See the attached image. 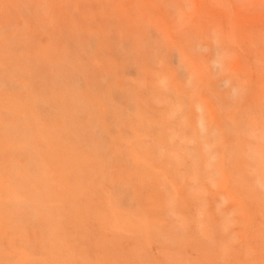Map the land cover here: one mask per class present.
I'll return each instance as SVG.
<instances>
[{
    "label": "bare ground",
    "instance_id": "6f19581e",
    "mask_svg": "<svg viewBox=\"0 0 264 264\" xmlns=\"http://www.w3.org/2000/svg\"><path fill=\"white\" fill-rule=\"evenodd\" d=\"M212 1L214 0H210V2ZM187 5L188 0H0V50L14 47L13 43H15L17 49L15 56H8V63L0 56V151L2 155L0 156V176L8 173V177L15 179L14 185L23 187L29 185L33 189L36 198L39 195L45 196L48 202V204H45L46 209L51 213L49 214L50 217H53L56 222L53 229L58 240H60L58 235H65L66 230L69 232L68 228L71 224L73 228L74 226L78 227L80 235L88 236L90 244L94 247L92 255L89 256L91 264H153V262L160 264L156 261V258L151 256L152 251L149 248L151 245L144 249L139 248L141 242L139 236L152 234L154 240L158 239L157 237L165 232V227L157 219L162 213L172 214L170 211L171 204H176V201L180 200V196L176 198L175 194L179 191L175 193L178 187L173 182L174 179L170 180L169 187H167L162 182L164 179L159 180L157 177L165 173L164 165L161 164L159 170L151 162L155 160V156H163V153L164 156L168 155L164 158L165 163L168 161L181 164L182 161H189L194 165L197 160L206 166L211 162L209 152H206V155H203L200 151L172 154L171 150H163L164 145H171L180 139V136L177 135V128L182 129L185 125V119L179 115L176 118L175 112L178 111V107L174 104L165 109L163 103H160L163 107H159L153 112L151 108L146 107L142 97V90L147 88L148 85L147 81L155 82L158 78V53L162 49L163 42H165V34L170 31L174 33L173 36L176 41L185 42V44L182 43L184 50L180 51L183 55H179V50H177L176 55L179 62L178 68L183 73L186 71L184 74L185 79L190 78L192 76L191 72H194L195 75L193 76H196L198 81L206 78V81L210 84L213 82L215 70L218 69L221 75L220 81L227 85L223 90L224 96L230 98L233 95L231 92L234 89V84L232 79L230 80L232 74L228 71L226 74V70L224 71L222 65L220 66L222 64L221 60L214 58L213 55H208V57L201 53L197 55L192 44L195 36L193 37L191 27H199L205 33H212L213 35L222 34L224 30L216 23L209 22L205 13L203 16L206 17V21L201 23L203 18L200 9H198V13L194 11L191 16L186 15L185 7ZM63 9L68 12L70 21L69 17L65 19L63 13H61ZM212 10L215 13L214 8ZM30 13L34 16L33 19L29 18ZM261 16L258 23L261 24L259 26L263 30L264 14ZM164 17L169 18L168 21H164ZM223 17L226 18V16ZM161 18L162 20L158 22ZM189 18H192V21L187 22ZM75 19L77 22L79 21L76 28L79 29L75 30V38L72 35L68 36L72 41L76 40L78 42V51L68 49L65 44L55 48L53 39L62 34V24L67 23L65 25H68ZM28 22H30V26ZM157 23L161 25L160 30L157 28ZM27 26L31 28L33 41H37L36 52L39 60L46 61L48 66L51 64L58 71L57 78L59 81L56 84L59 85L60 89L45 88V92L41 96L32 94L34 93L32 88L27 89L24 95L22 93L12 95L6 87L8 85L9 87H15L23 83V80L19 78L22 75L23 68L26 66L31 69L29 62L24 65L25 63L18 59V55L23 53V47L29 41V39L24 40V35L27 34L25 33ZM236 26L240 27L241 30H246L251 25L238 23ZM210 27L213 31H209ZM7 29L10 30L9 38L5 34ZM251 29L252 27L249 28V30ZM238 31L232 30L234 36H238ZM110 40H113L111 41L112 45H109ZM199 42L205 54H209L215 45L214 41L206 42V44H201L202 41ZM31 43L33 44V42ZM131 45L133 48L134 45L145 48V55L147 56L145 62L148 65L154 64L150 69L149 67L146 70L144 69V65H141L138 49L135 48L131 52ZM92 46L97 50L91 49ZM101 50L104 51L103 54H111L117 51L116 55H118L119 60H99L97 57ZM168 53L170 55L176 54L172 48L167 51ZM201 58L203 59V70H200L203 73L199 74L200 70L196 71L197 68L194 69L193 66L190 68L191 71L187 69L193 62H201ZM211 60H214L215 63L211 64ZM218 63L220 64L218 65ZM46 69L49 70V67ZM235 73L239 74L241 72ZM148 75L149 79L145 78ZM102 77L110 80V83L106 86L107 89H104L101 85ZM128 85H130V88H128ZM130 89H132V94H130ZM115 90H120L127 106L131 105L130 108H133L136 114L128 119L129 125L123 123L122 120L120 122L122 123L120 130L125 132L122 141L131 149L132 171L128 169V180L125 183L122 178L120 186L126 187L121 196L116 194L117 199L114 198L115 202H113L96 185V189H94L97 190V195L94 196V193L90 192L92 196H89L86 193L89 189H82L79 181L74 180L70 184L67 179L66 168L59 165L58 160L55 161L58 158L63 159L67 156V158H70V155L67 151L66 154H56V151L47 143L51 137L52 129H55V127L52 125L48 128L43 127L41 124H44L43 120L45 119L38 121L37 117L31 116L24 103L26 99L29 100L35 108L42 110L43 116L46 118L50 117L46 114L50 111L48 104L55 98H69L73 102V108L76 109L91 100L94 94L100 97L110 94L107 96L110 97L115 93ZM112 97H115V94ZM111 105L109 103L106 108L100 107L99 112L103 114L104 125L114 128L116 118L112 116ZM208 106L199 103L197 109L200 110L203 107L202 111L195 112L192 110V119L187 123H192L195 137H198L196 133L198 130L211 128L213 125L210 121H207ZM67 111L68 109H63V115L68 113ZM61 114L60 112L55 115L52 113V116H60ZM146 115L150 116L153 121L152 124L156 128H150L149 123L145 124L147 122L145 121ZM8 116L11 120H7ZM125 137L127 138L124 139ZM194 141L192 138L184 140L185 145L188 142L193 144ZM186 146L182 145L183 150L188 151ZM253 147L257 149L254 152L256 155H261L264 152V149L260 151L256 145ZM172 155L179 157L173 158ZM19 157L26 158V164L17 162ZM241 157V169L239 170L237 166H233L231 169L232 175L242 177L232 178L230 181L233 188L237 187L236 195L228 187L229 189L226 188L228 190H223L218 198L213 199V203L214 206L221 203L220 197L223 194L226 199L234 198L232 205L234 204L235 207L243 211L242 218L244 220L241 216L239 217L243 223L240 237L243 241L247 240V243L254 241L257 244H264V229L260 221H264V190L262 189L263 192L261 193L257 188V185H260L261 182L264 184V177H259V174H262V169L247 163L251 168L245 170L243 168L246 163L245 156L241 155ZM259 161L262 160L259 159ZM225 162L223 160L224 165ZM145 164L148 165V167L146 166L147 170L144 167ZM196 169L197 166H193L190 171L196 174ZM143 171L151 176V182L141 174ZM77 173L75 171V174ZM116 175L121 176L119 173H116ZM9 183L0 182V186L2 189L12 188L11 191H14ZM188 185L190 186L186 191L195 194L189 195L187 192L185 194L196 201L198 198L195 190L197 187L195 186L197 185L196 183ZM226 185L229 186L228 182ZM70 186L75 187L76 194L71 192ZM90 191L92 190L90 189ZM81 200L87 203L84 209H78L77 207L80 206L78 203ZM39 205L41 206V203ZM91 208L95 215L91 212ZM196 208L199 224L196 230L198 231H192L193 235H189L192 238L180 234V236L177 235L173 238L176 242L183 244H179L176 248V261L171 262V264H264V246H249L248 250H245L242 254L236 250L233 253L232 248H230L231 244L225 245L231 237L227 219V214L231 212V209H220L219 225L221 226L218 227V230H213L207 224V212H204V207H200V202L196 205ZM72 209H75L78 218L82 219L81 224L72 221ZM121 223L122 225H120ZM164 223L168 227H166V230L174 224L165 220ZM92 225H94L93 228ZM116 225L121 229L114 228ZM88 226L91 228H88ZM62 227L65 229L63 230ZM122 229L126 230L123 234H121L122 231L117 233L118 230ZM170 229L176 230L177 227H171ZM5 230L9 235L13 232L10 227ZM238 230L240 231V229ZM93 232L96 234L94 238L92 237ZM124 237L130 238L132 248L121 245V239ZM193 240L201 241V244L207 245L205 248L207 249V255L210 256L207 260L200 261L188 258L184 246L194 244ZM17 244H20V242H13L16 248L15 252L10 254L11 260L19 262V264H40L36 260L37 256L42 254L43 251L40 252L41 250L34 246L26 244L18 246ZM116 246L120 251L117 255L114 252ZM67 257L64 256L65 260ZM16 262L10 261L9 264H16ZM164 263L169 264L165 260ZM0 264H5L3 257L0 258Z\"/></svg>",
    "mask_w": 264,
    "mask_h": 264
},
{
    "label": "rangeland",
    "instance_id": "374dc122",
    "mask_svg": "<svg viewBox=\"0 0 264 264\" xmlns=\"http://www.w3.org/2000/svg\"><path fill=\"white\" fill-rule=\"evenodd\" d=\"M212 8H214L215 13L212 12ZM198 9L202 10L201 17L203 19L201 23H205L206 21V17L203 16L205 13L209 22H214L218 26H221L224 32L221 31L222 34L218 35H213L211 33V35L205 33V31L199 27H191L193 29V37L195 36L192 43L196 50L194 52L197 55L199 53L204 54L205 57L213 55L214 58L221 60L222 64L218 63V65H222L224 71L226 70V74L228 72L232 74L230 80L232 79L234 89L231 92L233 95L230 98L224 96L223 90L227 85L220 81L221 75L218 69L215 70L213 82L210 84L206 81V78H203L202 81H198L196 76H193L195 75L194 72H191L192 76L190 78L185 79L184 74L186 71L183 73V71L178 68L179 62L176 58L177 50H179V55H183L180 51L184 50V48H182V43L184 41H176L173 36L174 33L171 31L165 34V42H163L162 49H160L158 53L159 58L157 57L158 78L155 82L150 80L147 81V88L142 90L144 103H146V107L151 108L153 112L157 108L163 107L162 105H164L163 108L167 109L169 105L174 104L178 107V111L175 112L176 118H178L179 115L185 119V125L182 129L177 128V135L180 136V139L168 146L163 143V150H171L172 154H181L189 151L196 153L200 151L203 155H206V152H209L211 162L206 166L197 160L194 162V165L189 163V161H182L183 163L181 164H178L179 162L174 163L168 161L165 163L164 158L168 155L164 156V153L163 156H155V160L151 162V164L156 166L159 170L161 164L164 165L166 170L165 173L157 177L159 180L164 179L162 182L165 183L167 187H169L170 180L174 179L175 181L173 182L178 187L175 193L179 191L175 194L176 198L180 196V200H177L176 204H171L172 208L170 211L172 214L162 213L157 219L159 222H162L165 227V232L157 237L158 239L154 240L152 234L139 236L141 238L139 248L142 247L144 249L151 245L149 246L152 251L151 256L156 258V261L160 264H165L164 260L169 264L176 261V248L179 244L182 245L183 243L176 242L173 239L175 236L180 234L190 237L189 235H193L192 231H198L196 230L199 225L197 222L198 213L196 205H198L199 202L200 207L205 208L204 212H207V224L213 230H218V227L221 226L219 225L221 215L220 209H231V212L227 214L228 226L230 227L229 235L231 237L227 240L225 245L231 244L230 248H232L233 253L236 250L238 253L243 254L245 250H248L249 246H264V244L258 243L260 244L258 245L254 241L247 243V240L243 241L240 237V232L243 230V223L239 217L241 216L242 218L243 211L235 207L234 204L232 205V200L234 198L230 197L226 199L223 194V196L220 197L221 203L217 206H214L213 203V199L218 198L223 190H228L230 188L231 192L236 195L237 187L233 188L230 181L232 178L242 177L232 175L231 169L233 166H237L239 170L241 169V155L245 156V167L242 166L245 170L251 168V166L260 167L262 169V174H259V177H264V152L261 155H256L254 152L257 149L253 147L256 145L260 151L264 149V132H262L264 131V27L263 30H261L262 28L259 26L261 24L258 23L262 17L261 15L264 14V0H214L212 2H210V0H188V5L185 7L186 12H184L186 15L191 16L194 11L198 13ZM61 13H63L65 19L69 17V21L71 20L65 9H63ZM28 16L30 19L34 17L31 13ZM223 16H226V18ZM168 19L169 18L166 17L164 21H168ZM161 20L162 18L158 20V22ZM189 21H192V18L187 20V22ZM28 23L30 26V22ZM238 23H244L248 26L251 25L250 27H252V29L249 30L250 27H248L246 30H241L240 27L236 26ZM65 24H62V34L53 39V45L57 48L59 45L65 44V47L72 50L74 49L77 52L79 49L78 42L76 40L72 41L68 35H72L75 38L74 34L75 30L77 31L79 29H76L79 25V21L77 22L75 19V21L68 23V25ZM157 28L158 30L161 28V25L158 23ZM30 29L31 28L28 26L27 29H25V33L27 34L26 36L24 35V40L27 41L29 39V41L23 47V53L18 55V59L21 60V62L23 61L25 63L24 65H26V62H29L31 69L26 66L23 68L22 75L19 77L23 80V83L15 87L6 86L7 90L12 95H18L19 93L24 95L29 88H32L34 92L32 94H37L38 96L43 95L45 88L60 89L59 85L56 84L59 81L57 78L58 71L51 64L48 66L46 61L39 60L36 52L37 41H33ZM232 30H239L237 32V37L234 36ZM9 31L10 30L7 29L5 32L8 38L10 37ZM209 31H213L211 27ZM111 41L113 40H110L109 45H112ZM199 41L203 42L201 44L214 41L213 43L215 45L209 54H205L204 50L200 47ZM219 41L221 42V46L219 45ZM31 42H33V44ZM12 45L14 47H9L7 50H0V56L6 63H8V56L14 55L17 51L15 43ZM93 46L91 49L95 50ZM135 48L139 51V57L142 62L141 65H144L145 70L148 67L150 69L154 64L148 65V63L145 62L147 57L145 55V48H140L138 45H134L133 48L131 45V52L135 50ZM171 48L176 54H167V51ZM102 52L104 51H99L100 54ZM100 54H98L97 57L99 60H119L118 55H116L117 51L111 54L102 53L103 55L101 54V56ZM202 60L201 58V62H191L192 65H189L187 69L191 71L190 68L192 66L194 69L197 68L196 71L202 69ZM213 63H215L214 60H211V64ZM48 67L49 70L46 69ZM238 71L241 73L236 74L235 72ZM198 73L201 74L203 71L200 70ZM145 78L149 79V75ZM184 81L186 82L184 83ZM109 83L110 80L108 78L102 77L101 85L104 89H107L106 86ZM212 84L213 86H211ZM229 84H231V82H229ZM128 88H130V85H128ZM129 91L130 94H132V89ZM114 94L115 97H112ZM114 94L110 97H107L110 94L101 97L97 94H92L91 100L76 109L73 108V102L69 98H55L48 104L50 111L46 114L50 117L46 118H44L42 110L35 108L29 100L26 99L24 103L31 116L37 117L38 121L45 119L43 120L44 124H41L43 127L48 128L51 125L55 127V129H52L51 137L47 143L56 151V154H66L67 151L70 155V158H67V156L66 158L63 157V159L58 158L55 160H58L59 165L66 168L67 179L70 181V184L73 183L74 180L79 181L82 189H89V191L86 192L89 196H92L91 193H94V196L97 195V190H95L96 185L103 190L105 195L109 196L110 200L113 202H115L114 198L117 199L116 194L121 196L126 187L120 186L122 178L125 183V181L128 180V169L132 171L131 149L122 141V136H124L125 132L120 130L122 124L120 122L122 120L123 123L129 125L127 122L129 121L128 119L132 117L133 114H136L134 109L130 108L131 105L127 106V102L124 96L121 95L120 90H115ZM109 103L112 104L111 107L109 106L111 112H113L112 116L116 118V125L114 128L104 125L103 114L99 112L102 107L106 108ZM160 103L163 104L160 105ZM199 103H202L204 106L209 105L207 121H210L213 125L211 128L198 130L196 132L198 137H195V135H193L195 130L192 123L187 122L191 121L193 111H202L203 107H201L200 110L197 109ZM63 109H68V113L63 115ZM234 111H236V113H234ZM57 112L62 113V116H54ZM52 113H54L53 116ZM145 118L146 120H144L147 121L145 124L149 123L150 128H156V126H153V121L150 116L146 115ZM7 120H11V118L8 116ZM126 138L127 137L124 139ZM187 138L195 140L194 143L189 144L188 142L186 146L184 140H187ZM182 145L186 146L188 151H185V149L183 150ZM0 156H2L1 151ZM172 157L176 158L179 156L172 155ZM25 159L24 157H19L17 162L26 164ZM259 159L262 161H259ZM223 160L226 161L225 165L223 164ZM227 162L230 163L228 164ZM247 163L251 166L247 165ZM256 164L259 165L256 166ZM146 166L148 167V165H144L145 169ZM193 166H197L196 174L190 171V168ZM75 171L78 173L75 174ZM116 173H119L121 176L118 177ZM141 174L146 180L151 182V176L146 171L141 172ZM7 175H1L0 182L5 184L10 181L9 185L13 187L14 191H11L12 188L6 190L5 188L2 189L0 186V258L3 257L5 264H9L10 261L16 262L10 258L11 252H15L16 248V246L13 245L14 241H19L20 244L34 246L41 250L40 252L43 251L42 254L37 256L36 260V262L40 264H52V262L53 264H70V262H72V264H91L89 256L92 255L94 247L90 244L88 236H84L83 234L80 235L78 227L76 228L74 226L73 228L71 224L68 228L69 232L66 230L65 235H58V238H60V240H58L53 229L56 222L55 219L53 220V217H50L49 214L51 213L46 209L47 207L45 204H48V202L45 196L38 194L39 197L36 198L32 191L33 189L29 185L24 187L14 185L15 179ZM227 182L229 186L226 185ZM193 183L197 185L195 186L197 187L195 190L198 198L196 201L185 194L186 192L189 195L195 194L186 191L190 186L188 184L192 185ZM257 188L258 191L262 193V189L264 190L263 182L257 185ZM69 189L73 194H76L77 191L75 187L70 186ZM90 189L92 191H90ZM39 203H41V206ZM78 204L80 205L77 206L78 209H84L87 206V203L83 200ZM91 212L95 215L92 208ZM71 213H73L72 221L81 224L82 219L78 218L76 210L72 209ZM163 219L166 222L174 223L170 228L177 227V229L172 230L169 228L166 230L167 226ZM242 220L244 219L242 218ZM260 221L264 229V221ZM120 225H122V223ZM93 226L94 225L91 227L93 228ZM8 227L13 231L11 235L5 230ZM91 227L88 226V228ZM114 228L121 229L117 225ZM237 228L240 229V231ZM62 229L64 230L65 228L62 227ZM120 231H122L121 234H123L126 230H118L117 233ZM57 232L59 233L58 230ZM95 236L96 234L93 232L92 237L94 238ZM129 239V237L121 239V245H126V248H132V242ZM193 241L194 244L184 246V250L189 256L188 258L198 259L200 261L207 260L210 257L207 255V249L205 248L207 245L201 244V241ZM20 244L17 245L19 246ZM114 252L116 255L120 253L117 246ZM64 256H68L67 259L69 258V260H65ZM26 260H28V258H26ZM120 262L122 261L120 260ZM16 264H19V262H16ZM153 264L156 263L153 262Z\"/></svg>",
    "mask_w": 264,
    "mask_h": 264
}]
</instances>
